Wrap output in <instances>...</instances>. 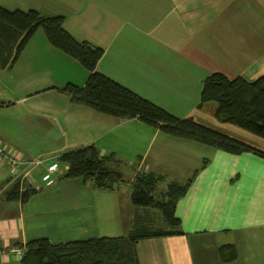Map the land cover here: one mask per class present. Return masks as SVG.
<instances>
[{
	"label": "crops",
	"instance_id": "1",
	"mask_svg": "<svg viewBox=\"0 0 264 264\" xmlns=\"http://www.w3.org/2000/svg\"><path fill=\"white\" fill-rule=\"evenodd\" d=\"M0 5L63 15L65 29L77 41L104 49L98 71L178 117L212 122L264 151V138L216 117V101L201 104L203 81L213 72L248 80L264 75V0H0ZM40 44L33 36L13 64L0 63V84L5 83L0 145L22 162L43 159L25 163L15 175L0 158V264H22L24 254L18 251L25 252L27 242L37 238L58 244L128 236L135 224L166 228L160 211L132 201L142 172L162 176L158 197L166 192L160 193L163 180L185 183L195 176L176 206L184 233L139 241L141 264H264V156L211 146L209 157L192 172L197 158L191 144L181 142L185 138L138 117L117 118L74 101L63 88L84 86L88 70L50 41ZM1 46L12 60L17 45ZM42 49L65 62L61 79L45 64ZM171 143L176 147L167 156ZM89 145L123 162L124 178L115 189L63 177L68 165L59 157ZM53 160L63 172L46 186L42 175ZM18 179L21 190L25 183L36 190L26 202L6 198ZM225 245L236 248L234 260L221 258Z\"/></svg>",
	"mask_w": 264,
	"mask_h": 264
},
{
	"label": "trees",
	"instance_id": "2",
	"mask_svg": "<svg viewBox=\"0 0 264 264\" xmlns=\"http://www.w3.org/2000/svg\"><path fill=\"white\" fill-rule=\"evenodd\" d=\"M64 21L63 15L44 16L36 9L9 10L0 5L1 48L9 44L17 45L12 60L5 58L0 51V63L13 64L42 27L54 46L79 60L89 71L84 86L67 83L63 88L74 101L117 118L138 117L172 136L191 139L232 154L254 152L264 156L263 150L201 124L193 117H178L98 71L97 64L104 49L88 41H77L65 29ZM210 100L218 103L215 115L220 121L238 125L264 138V75L248 80L242 76L230 78L222 72H213L203 81L201 104ZM59 161L68 165L64 178H82L84 182L92 180L95 187L100 189L113 190L124 178L120 170L123 162L114 155L101 154L95 145L66 152L59 157ZM194 176L185 183L170 182L164 196L158 197L156 193L162 176L151 172L137 175L131 194L133 203L160 211L166 228L135 224L128 236L98 237L58 244L48 238L33 239L26 244L22 264H141L137 251L139 241L184 233L176 206L186 194ZM35 192L26 183L25 189L21 190L18 179L7 191L6 198L26 202ZM220 254L226 261L237 257L233 245L221 246Z\"/></svg>",
	"mask_w": 264,
	"mask_h": 264
},
{
	"label": "rangeland",
	"instance_id": "3",
	"mask_svg": "<svg viewBox=\"0 0 264 264\" xmlns=\"http://www.w3.org/2000/svg\"><path fill=\"white\" fill-rule=\"evenodd\" d=\"M34 41H35V42H38V43H42V44H40L41 47H43L45 44H46V45L48 44V42H49L48 37H47V35H46V33H45V31H44V29H43L42 27L39 28L38 33H35V35H34ZM60 50H61V49H60ZM39 53L42 54V57L45 58V64H49L48 66L53 65V70H54V73L57 75V79H61V78L58 77V75H59L60 72L63 71L64 65H65V62H64L63 60H61V59L58 57V55L55 57L54 55H51V54L45 52L43 49H42V51H40ZM41 59H42V58H41ZM80 67L83 68V70L86 69V68L82 65V63H81V65H80ZM39 69L42 70V69H43V66H40ZM9 74H10L9 71H7V72H3V75H2V76L5 78V77H6L7 75H9ZM88 75H89V71H88ZM4 85H5V83L2 82V83L0 84V89L3 88ZM187 117H192V116H187ZM193 118H194V117H193ZM194 119H195L197 122L203 124V122H200L199 120H197L198 118H194ZM209 119H211V118H209ZM217 121H218V120H217ZM205 122H207V121H205ZM204 125H206V126H208V127H211V128H214V127H215V126H213L214 124H213L212 122H208V125L204 123ZM235 126H237L238 128H241V129H242V127H240V126H238V125H235ZM214 129H216V128H214ZM216 130L219 131V132H221V133H224V132H222V131H220V130H218V129H216ZM243 130H244V128H243ZM245 130H246V129H245ZM247 131H248V130H247ZM224 134H226V133H224ZM226 135L231 136V135H229V134H226ZM170 136H172V135H170ZM172 137H174V136H172ZM231 137H233V138H235V139H237V140H240V139H238V138H236V137H234V136H231ZM170 138H171V137H170ZM240 141H242V140H240ZM181 142H186V143H190V144H191L188 148H190L191 152L193 153V156H195V157L197 158L196 161H194L193 166L191 167V168H192L191 171L194 172L197 163L200 164V163L203 161V159H204L205 157H209V155H210L209 150H210L211 146L206 145V144H202V143H199V142H196V141L191 140V139H182ZM245 143H246V142H245ZM184 144H185V143H184ZM174 147H176V143H171V150L168 151L167 156L171 153L172 148H174ZM156 157H157V156H156ZM156 157H155V158H156ZM197 161H198V162H197ZM190 173H191V172H190ZM180 174H182L183 177H185V173H184V172H181ZM169 182H170L169 180H163V181L160 183V185H159V187H160V189H161V190H160V193H164V192L167 190V186H168V183H169ZM125 186H126V185H125ZM127 190H128V191H132V187H131V186H130V187L128 186V189H127ZM159 197H162V196H159Z\"/></svg>",
	"mask_w": 264,
	"mask_h": 264
},
{
	"label": "built area",
	"instance_id": "4",
	"mask_svg": "<svg viewBox=\"0 0 264 264\" xmlns=\"http://www.w3.org/2000/svg\"><path fill=\"white\" fill-rule=\"evenodd\" d=\"M0 158L5 159L11 166L15 175H18L25 163H31L32 165L39 164L43 162V159L31 160L28 162H22L20 157L15 155L13 152L7 150L4 146L0 145ZM59 161L53 160L47 166L46 171L42 175V180L46 186H52L58 180L59 176L62 174ZM18 254L23 255V251H18Z\"/></svg>",
	"mask_w": 264,
	"mask_h": 264
}]
</instances>
